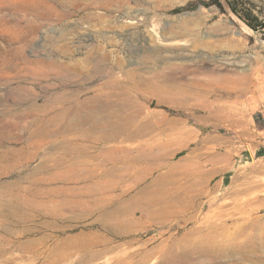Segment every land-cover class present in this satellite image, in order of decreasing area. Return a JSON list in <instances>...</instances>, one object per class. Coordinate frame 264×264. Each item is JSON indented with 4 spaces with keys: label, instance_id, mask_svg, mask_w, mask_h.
<instances>
[{
    "label": "rangeland",
    "instance_id": "1",
    "mask_svg": "<svg viewBox=\"0 0 264 264\" xmlns=\"http://www.w3.org/2000/svg\"><path fill=\"white\" fill-rule=\"evenodd\" d=\"M182 23L197 32L198 49L192 36L162 34ZM186 59L205 83L249 76L262 90L236 102L223 96L209 117L203 100L148 95L138 109L150 124L120 148L95 143L98 132L74 113L85 100L106 105L93 87L147 83ZM123 97L110 104L131 113ZM161 117L181 120L191 142L200 141L202 169H213L198 173L205 187L192 209L177 197L194 145L159 151L169 126ZM156 189L165 204L148 205ZM219 224L234 252L239 243L245 249L191 251L196 228ZM176 243L185 252L177 261ZM56 245L76 250L65 264H264V0H0V264H46Z\"/></svg>",
    "mask_w": 264,
    "mask_h": 264
},
{
    "label": "bare ground",
    "instance_id": "2",
    "mask_svg": "<svg viewBox=\"0 0 264 264\" xmlns=\"http://www.w3.org/2000/svg\"><path fill=\"white\" fill-rule=\"evenodd\" d=\"M162 34L169 35L172 37V39L192 36V42L190 44L191 47L193 49H198V47L200 46L197 32L195 30L193 32L192 28L188 27V25L184 23L180 25L176 24V25L168 26L167 28L163 29ZM186 61L187 59L180 60L174 63L171 62L166 63V67L169 69L168 73H165L164 75L158 73L154 75L152 80L148 81L147 83H103L101 88H99L98 86L93 87L91 88L90 93L93 92L92 95H94V98H96L95 96H106V98H108L106 100V105L96 107L92 104L91 105L88 104L89 103L88 100H85L82 103H87V104L82 105L80 106V108L75 109L74 113L77 114L78 116H81L84 119V121L91 123V128L88 129L87 131L98 132L99 138H96L95 143L98 142L113 143L108 147L120 148L123 147V144H128L132 141L137 140L139 137L143 136L142 135L143 129L146 128L147 124H150L148 118L151 114L145 113V115H141L139 113L140 110L138 109L139 106L141 105L140 101L144 100L143 98L147 97L148 95L152 96L153 98H156L158 103L176 102L178 104L194 103L193 105H195V102H200L201 100H203L202 102L204 103L200 105V109L205 110L208 114L207 117H209L212 116L213 113L215 114L216 110L214 111V106L217 105V103L219 102L218 100L221 99L223 96H226V98L228 99L233 98L235 99L234 102H236V100H239L238 97L241 95V93H245V95L249 94L252 97L262 90V84L254 83L255 81H257V79L254 78L253 80L255 81L253 82L252 77L249 76L238 77L237 80L238 83H205L204 80L199 79V76L197 75L198 70L196 68H194V70L193 69L190 70L184 67V65H188L184 63ZM188 61H192V59ZM178 73L180 74L179 78L187 74H190L191 77L186 78V80L185 79L177 80ZM124 75L132 76V73L130 74V72H125ZM170 78H173L177 82L166 83V80H169ZM133 93L136 95V97L134 98L131 97V94ZM121 95L126 96L123 97V102H125L128 106H130L129 108L131 113H126L125 109H123L122 106L117 105L121 102H112L113 104H110L109 101L110 97H115L117 101ZM94 98L91 97L89 99L94 100ZM243 100L244 99H242V101ZM115 107H120V108L114 109ZM217 113L218 112H216V114ZM161 121L167 122L169 126L168 128H166L167 130L166 133L164 132L165 139L160 144L156 145L159 151L167 147H170L172 145L175 146L176 144L177 147L186 148V149H188L191 144L194 145V147L191 149L192 151L184 158V161L186 163V166L183 169L184 179H185L184 183L187 186L186 189L184 190V195L182 197L180 196L177 197L178 200H183V199L185 200L186 209H192L197 204V200L199 199V196H201V194L204 193L205 179L203 178L198 179L197 178L198 173L201 172L202 174L206 173V175L207 174L210 175L211 173H213L212 172L213 169L212 168L211 170L202 169L203 161L202 160L200 161L199 158V151L202 149V146L199 143L200 141L191 142L192 134H189L188 131H185L186 129L182 126L183 122L181 120H175V119L168 120L164 117H161ZM150 143L151 142L149 141L143 140L140 142V145L146 147L148 146L147 144ZM165 157L163 156V154L158 153V159H162ZM208 161L210 160L208 159ZM173 169L174 168L172 166L170 168L168 167V170H170L169 174ZM107 172L111 173L112 167H110L108 170L105 169L104 174H107ZM96 176L97 175L93 174V177ZM99 178L101 179V177ZM157 181H159V179H157L154 182L156 183ZM105 183L107 184V182ZM117 184L118 181L113 180V181H109L107 186L110 187V190H115L117 188ZM150 198L151 199L149 200L148 205H152L155 202L157 204L160 203L161 205L165 204L164 201L166 197L163 196L162 189L160 190L156 189L155 194L153 195V197ZM168 201L170 202V198L169 199L167 198V202ZM160 208L162 210L165 209L164 207H160ZM166 209H168V207H166ZM210 227L212 228L209 229V231L206 233H204L202 229H198V228L195 229L196 232H192L194 234H198L197 239L201 243L198 242L196 245L188 243V245L192 247L191 251H197L199 255L207 254L212 256L213 254H215L217 255V257L219 256L221 257L222 255H224L223 253L232 256L234 253L238 254L239 252H241V249H245L246 246V244H244L245 242L239 243L236 249L241 248L240 251L234 252L235 249H233L232 245L229 243V240L232 238V235L227 234L226 227L223 224L222 225L219 224L216 227H214V225H211ZM63 242L65 243L66 241ZM91 242L92 241H90L89 243ZM203 242L207 244L206 247L202 245ZM66 248L56 245L51 251L50 259L48 261L46 260L47 261L46 264H65L66 262H69L70 259L75 256L74 253H76V250L72 246L68 249ZM170 255L175 256L177 259L175 257L174 258L177 261L180 260V258L183 259L185 257V252L183 250L181 251L179 247V243H176L174 245V249H172V254Z\"/></svg>",
    "mask_w": 264,
    "mask_h": 264
}]
</instances>
